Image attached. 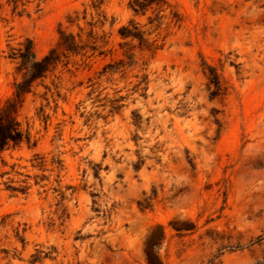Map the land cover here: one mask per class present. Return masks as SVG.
Here are the masks:
<instances>
[{
    "label": "rangeland",
    "instance_id": "obj_1",
    "mask_svg": "<svg viewBox=\"0 0 264 264\" xmlns=\"http://www.w3.org/2000/svg\"><path fill=\"white\" fill-rule=\"evenodd\" d=\"M25 1L0 0V107L20 80L11 49L42 57L68 16L94 14ZM104 1L105 55L69 57L20 110L37 145L3 154L0 264H264V0H169L183 22L160 28ZM130 21L164 46L129 66Z\"/></svg>",
    "mask_w": 264,
    "mask_h": 264
},
{
    "label": "trees",
    "instance_id": "obj_2",
    "mask_svg": "<svg viewBox=\"0 0 264 264\" xmlns=\"http://www.w3.org/2000/svg\"><path fill=\"white\" fill-rule=\"evenodd\" d=\"M41 1L43 0H39ZM7 3L12 7L13 12L18 11L20 14L26 12L28 2L25 0H7ZM104 4V0H91L90 9L94 13L90 15L91 21H87V9L83 11L81 17L78 12H74L73 16H68V27L64 28L62 24L58 26L56 46L42 57L37 56L34 43L30 39H25L18 48L11 49L10 58L17 61V73L20 75V80L14 83L12 97L0 107V164H4L3 154L5 152L20 150L23 146L35 148L37 145L29 128H24L19 119L24 101L32 93L34 86L46 80L60 65L65 66L67 63L64 62L69 57L89 59L96 54L105 55V52L101 50L108 44V38L103 31L108 23ZM127 7L135 17H146L147 13L151 12L153 17L148 16L147 21L150 26L156 28H160L166 20L177 27H180L183 22V17L177 7L169 0H128ZM73 28L77 31L71 30ZM118 36L122 40H128L131 44L136 43L123 54L129 60L127 63L129 66L133 62L134 48L156 54L164 46L158 44L157 40L149 41L140 25L134 21L119 28ZM124 65L123 60L117 63V66L124 67ZM112 68L113 66L108 64L103 68V73H107ZM208 69L209 86L215 91H222L223 86L216 70L210 67ZM12 190L22 191L14 188ZM22 193L26 194V192Z\"/></svg>",
    "mask_w": 264,
    "mask_h": 264
}]
</instances>
